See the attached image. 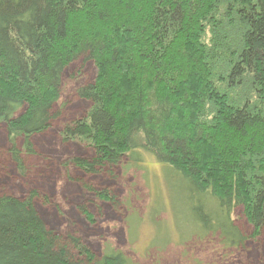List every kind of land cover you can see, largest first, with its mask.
I'll return each instance as SVG.
<instances>
[{"label": "trees", "instance_id": "trees-1", "mask_svg": "<svg viewBox=\"0 0 264 264\" xmlns=\"http://www.w3.org/2000/svg\"><path fill=\"white\" fill-rule=\"evenodd\" d=\"M80 55L96 68L95 82L77 90L90 109L62 140L94 151L71 161L88 174L124 160L125 170L163 165L168 202L149 218L163 237L151 246L170 241L155 220L165 212L179 244L218 236L224 249L238 247L236 208L261 233L264 0H0V124L21 174V152L34 154L31 137L57 118L64 73ZM37 194L0 196V264H136L111 246L96 258L48 231ZM130 224L134 242L142 220Z\"/></svg>", "mask_w": 264, "mask_h": 264}, {"label": "rangeland", "instance_id": "rangeland-1", "mask_svg": "<svg viewBox=\"0 0 264 264\" xmlns=\"http://www.w3.org/2000/svg\"><path fill=\"white\" fill-rule=\"evenodd\" d=\"M95 77V65L84 55L65 71L60 99L53 108L54 116L59 113L57 118L49 130L31 137L35 153L27 154L23 151L24 139L17 140V148L23 151L25 174L18 171L12 160L7 129L0 124V196L24 198L37 191L35 207L48 231L80 238L96 258H101L111 246L136 264H264V227L259 235L251 234V225L241 208H236L232 215L234 225L245 236L239 247L224 249L218 236L203 241L194 237L179 244L175 240L177 232L170 227L173 222L169 212L155 218L167 223L164 230L169 234V243L151 246L158 229L149 223L151 211L158 203L168 202L165 178L161 179L163 165L153 159L141 171L125 170L126 160L111 171L105 167L98 174H88L73 166V158L90 159L94 151L79 142L63 141L60 131L66 124L86 116L90 103L79 98L77 90L92 84ZM103 191H109L114 202L100 200L98 194ZM135 216L142 224L137 232L135 229L133 242L130 221ZM156 235L159 243L161 235Z\"/></svg>", "mask_w": 264, "mask_h": 264}, {"label": "bare ground", "instance_id": "bare-ground-1", "mask_svg": "<svg viewBox=\"0 0 264 264\" xmlns=\"http://www.w3.org/2000/svg\"><path fill=\"white\" fill-rule=\"evenodd\" d=\"M94 82H95V80L93 81V83H94ZM62 83H63V82H62ZM93 83H92V84H93ZM88 85H89V84H88ZM17 140H18V139H17ZM124 164H125V163H124ZM124 164H123V165H124ZM123 165H122L121 167H122V169H125V167H123ZM37 193H38V192H37ZM38 198H39V193L37 194V197H36L35 199L37 200ZM174 199H175V197H174ZM36 200H34V205H35V201H36ZM36 210H37V209H36ZM37 212H38V211H37ZM38 214H39V213H38ZM39 215H40V214H39ZM251 229H252V230H250V232H251V234H252V233L254 232V229H253L252 226H251ZM161 232H162V231H161ZM160 235H161V237H163V234H162V233H160ZM243 237H245V236L243 235ZM77 239L80 240V241L82 242V240H81L80 238H77ZM239 246H240V245H239ZM239 246H238V247H239Z\"/></svg>", "mask_w": 264, "mask_h": 264}]
</instances>
